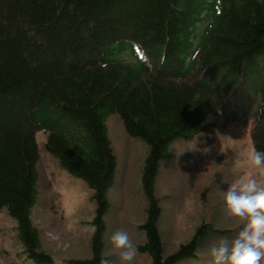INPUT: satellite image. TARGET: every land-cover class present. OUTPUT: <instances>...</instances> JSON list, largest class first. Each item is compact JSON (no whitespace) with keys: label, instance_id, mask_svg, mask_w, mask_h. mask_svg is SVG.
I'll list each match as a JSON object with an SVG mask.
<instances>
[{"label":"trees","instance_id":"obj_1","mask_svg":"<svg viewBox=\"0 0 264 264\" xmlns=\"http://www.w3.org/2000/svg\"><path fill=\"white\" fill-rule=\"evenodd\" d=\"M254 106L250 139L264 152V0H0V209L16 220L34 264H52L30 220L37 132L60 167L93 192L92 257L66 264L103 258L116 167L111 114L147 147L138 250L151 264H179L195 258L214 228L202 223L163 256L154 194L160 161L177 138L211 131L207 117Z\"/></svg>","mask_w":264,"mask_h":264},{"label":"rangeland","instance_id":"obj_2","mask_svg":"<svg viewBox=\"0 0 264 264\" xmlns=\"http://www.w3.org/2000/svg\"><path fill=\"white\" fill-rule=\"evenodd\" d=\"M252 110L236 117L209 116L204 123L211 124L212 133H201L191 140L177 138L170 144L169 155L160 161L154 192L161 208L157 227L163 256L187 243L202 223H208L222 231H211L196 254L202 259L199 264H212L209 248L220 239L231 241L246 224L239 217L227 215L224 195L242 176L261 179L259 170L247 161V153L252 150ZM105 124L116 168L107 191L109 208L104 215L102 256L112 264H120L119 250L111 245L110 236L121 230L127 232L136 247L133 264H151L150 256L138 250L145 243L139 226L145 219L141 170L147 147L140 139L126 134L116 114H111ZM35 140L37 199L30 210V220L39 232L40 248L53 257L54 264L90 259L96 208L93 192L81 179L63 170L46 151L42 132L36 133ZM21 250L16 222L0 210V264H31L20 257ZM179 264L198 263L187 259ZM260 264H264V258Z\"/></svg>","mask_w":264,"mask_h":264},{"label":"clouds","instance_id":"obj_3","mask_svg":"<svg viewBox=\"0 0 264 264\" xmlns=\"http://www.w3.org/2000/svg\"><path fill=\"white\" fill-rule=\"evenodd\" d=\"M247 161L259 170L261 179L242 176L224 195L227 215L239 217L246 224L231 241L220 239L209 248L212 264H260L264 258V152L250 150ZM110 243L119 250L120 264H133L136 247L127 232H113ZM100 264L112 262L102 258Z\"/></svg>","mask_w":264,"mask_h":264}]
</instances>
